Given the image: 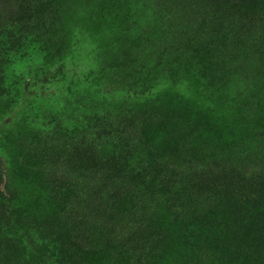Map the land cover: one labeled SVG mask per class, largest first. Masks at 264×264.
Wrapping results in <instances>:
<instances>
[{
  "label": "rangeland",
  "instance_id": "rangeland-1",
  "mask_svg": "<svg viewBox=\"0 0 264 264\" xmlns=\"http://www.w3.org/2000/svg\"><path fill=\"white\" fill-rule=\"evenodd\" d=\"M13 3L19 19L0 20V192L12 180L26 195L16 203L23 225L44 227L43 243L67 264H264V223L246 220H264V181L223 168L228 160L264 171L261 1ZM166 79L174 87L160 86ZM123 109L140 113L144 131L128 151L101 133ZM113 150L129 155V170L147 163L149 173L164 171L172 204L195 220V243L176 247L174 224L163 221L167 202L131 180L108 204L116 215L107 227L76 209L101 152ZM47 196L59 205L46 206ZM129 218L136 227L125 239ZM2 255L39 261L9 240L0 241Z\"/></svg>",
  "mask_w": 264,
  "mask_h": 264
},
{
  "label": "trees",
  "instance_id": "trees-1",
  "mask_svg": "<svg viewBox=\"0 0 264 264\" xmlns=\"http://www.w3.org/2000/svg\"><path fill=\"white\" fill-rule=\"evenodd\" d=\"M14 0H0V20L12 22L19 19L17 11V5L13 3ZM19 1V0H18ZM261 4L259 9H264V0H260ZM260 12V11H259ZM264 16V11L260 12ZM164 83H161L160 86L174 87V81L169 79L164 80ZM153 88L150 87V90L157 91L161 87ZM149 90V89H146ZM145 90V92H146ZM144 93L141 94L143 98ZM245 102L249 100L251 94L240 95ZM140 113L132 112L129 109H123L120 111L118 119L115 121L107 122L102 125L101 132L102 134L109 136L111 138L113 145H122L120 150L128 151L131 147H136L144 139V131L140 128L139 125ZM258 121V120H256ZM255 121V122H256ZM256 130L260 133L264 132V126H256ZM263 134V133H262ZM130 142V145H127L126 142ZM128 156L118 154L116 151L112 153L104 154L101 152V163L102 168L97 170L89 179L88 185L86 186L87 192L81 193L79 196L74 197L77 201L76 209L79 206H83L84 210L87 211V217L98 228L107 227L106 218L108 220L115 217L114 209L110 208L108 204L111 201H114L116 197L126 189L132 188L133 183H140L144 188L146 194L153 195L157 198L165 200L167 203L164 204V210L166 214L163 215L164 222H172L174 224L175 234L174 238H177L176 247H179L181 244H186L189 241L190 244L195 243L197 240L196 225L195 220L185 218L183 215L182 209L177 207L175 204H172L174 191L166 183L163 170H153V173H149L148 164L139 165L134 170L128 169ZM226 166H223L224 170L227 172V167L233 169L230 173H233L234 176H238L242 181H250L253 179H258L259 181H264V171L259 173L249 174L245 171V168L242 167V164L231 162L226 160L224 162ZM223 170V169H222ZM214 172L215 175L222 174V171ZM149 173V174H148ZM166 173H171V170ZM107 180L109 183L106 185L104 182ZM130 180L132 182H130ZM26 195L14 185L13 181L10 180L9 184L4 185V192H0V209L7 205L6 212L0 210V241L9 240L14 247L18 248L23 252L26 258L33 257L38 259L37 264H67L63 258L57 255V251L54 246H48L47 243H43L42 234H44V227L40 225L31 224L30 226H24V218L16 212V203ZM49 208L57 207L59 202H54L52 197L47 196L45 199ZM178 201V199H176ZM172 204H169V202ZM230 207H234V204H230ZM237 211L239 214H247L248 208L245 209L243 205H237ZM70 209V208H69ZM68 209V210H69ZM111 209V210H109ZM108 212V213H107ZM6 213V215H5ZM107 213V214H105ZM253 214V212H252ZM169 219L167 220V217ZM62 218H70V213L67 211L62 213ZM254 218H258L256 214H253ZM125 220V219H124ZM134 219H127L123 224L121 230L122 234L125 235V239L128 238V235H131L135 231L136 221ZM248 224H252L256 221L264 223V220H252L250 221L247 217ZM21 222V223H20ZM252 222V223H251ZM258 229V228H256ZM261 234L264 231V227H260ZM28 231V232H26ZM174 233V232H173ZM260 236V235H259ZM178 239H181L180 242ZM114 241V240H113ZM115 242V241H114ZM189 244V245H190ZM44 246H48L44 249ZM42 248L43 250H39ZM0 264H16V262H11V260L4 261L3 255L0 258ZM33 264H36L33 262Z\"/></svg>",
  "mask_w": 264,
  "mask_h": 264
}]
</instances>
